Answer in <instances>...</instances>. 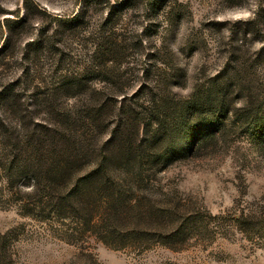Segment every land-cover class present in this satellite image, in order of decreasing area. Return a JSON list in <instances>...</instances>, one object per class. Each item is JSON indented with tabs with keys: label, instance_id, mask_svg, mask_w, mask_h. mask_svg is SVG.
Returning a JSON list of instances; mask_svg holds the SVG:
<instances>
[{
	"label": "rangeland",
	"instance_id": "rangeland-1",
	"mask_svg": "<svg viewBox=\"0 0 264 264\" xmlns=\"http://www.w3.org/2000/svg\"><path fill=\"white\" fill-rule=\"evenodd\" d=\"M122 1L87 8L83 0H0V47L9 41L0 86L14 85L4 114L11 140L3 144L0 134V264H264V131L235 120L243 106L264 119V0H132L106 24ZM219 75L228 111L214 117L222 131L207 128L214 137L198 145L204 129L194 130L196 120L213 116L199 110L186 120L195 141L189 153L145 183L148 197L183 215L176 241L113 247L81 222L49 215V190L35 192L30 168L66 145L59 132L78 127L67 117L85 101L56 90L60 82L74 77L88 91L102 90L100 149L127 108L135 115L152 96L182 108L206 97ZM174 114L168 109L162 119ZM6 145L20 152L13 165L25 166L23 176L5 171L12 158Z\"/></svg>",
	"mask_w": 264,
	"mask_h": 264
},
{
	"label": "trees",
	"instance_id": "trees-1",
	"mask_svg": "<svg viewBox=\"0 0 264 264\" xmlns=\"http://www.w3.org/2000/svg\"><path fill=\"white\" fill-rule=\"evenodd\" d=\"M83 1L87 8L96 4V0ZM131 1L119 2L117 7L112 5L106 17V24L112 20L113 10L124 8ZM6 21L21 22L8 18ZM10 33L9 40L13 35L12 29ZM7 40L5 39L0 47V54L6 48L9 42ZM102 46L104 45L96 47L95 58L99 56ZM105 53L103 52V55ZM107 60L108 58H105V61ZM221 77L219 75L213 79L211 91L206 97H197L190 104H182V108L174 107L173 102L167 97L158 99L155 96H152L148 100V105L142 107V111L138 110L135 115L129 112L131 108H127L126 111L129 113L122 117V121L113 129L111 138L103 142L100 149H97L95 143L103 132L102 126L106 120L101 110V107H105V101L98 105L99 99L96 94L102 90L93 88L88 91L86 83L80 82L81 79L76 81L74 77H68L60 82L56 90L73 92V95L74 92L76 95L83 94L85 101L71 108L67 117L78 127L66 126L63 133L59 132L64 141L67 140L66 145L59 150L49 151L47 158L43 154L38 166L31 165L33 166L31 168L28 166L35 175L32 178L35 181L33 184L35 192L40 193L42 188L49 190L47 192L48 203L51 206L48 210L49 215L69 216L86 225L87 230L113 247L147 248L157 237L164 236L167 240H162L163 243L169 239L176 241L185 229L184 227L182 230L179 226L183 215L177 207L163 206L148 197L151 195L145 194V183L153 174L168 169L173 160L183 158L189 153L195 141L190 131L186 129V120L189 117L195 118L199 110L204 111L205 108L212 110L213 116L207 120H196L194 130L204 129L199 133L201 137L198 136L196 141L198 145L201 146L214 137L215 133L211 134V130L207 128L214 127L216 132L222 131L223 123L214 117L215 114H225L228 111L225 108V89L223 90V85L218 81ZM225 82L228 87L229 83ZM13 90L12 84L0 86V134L3 144L11 140L4 114L11 108L9 101L13 96ZM150 90L156 93L155 87ZM168 109H174V116L178 113L175 117L170 115L171 122L168 116L167 119H162ZM254 109L243 106L235 110V120L241 121L244 125L255 123L257 127L253 129L264 131V119L260 121L258 110ZM257 118L259 120L254 121ZM154 124L157 128L151 130ZM55 129L58 130V127ZM177 136L182 139L176 140ZM10 149V145L5 146V150ZM12 150L9 166L7 164L5 167L3 164V167L8 174L14 172L16 176L21 177L26 171L25 166L19 165L17 166L19 169L15 170L14 162L19 160L20 152L14 154L15 150L13 152ZM188 223L189 219L184 223L187 224V229ZM129 240L130 242L126 243Z\"/></svg>",
	"mask_w": 264,
	"mask_h": 264
}]
</instances>
